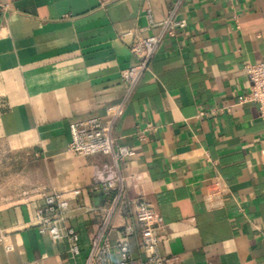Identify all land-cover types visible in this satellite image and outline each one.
I'll return each mask as SVG.
<instances>
[{"label":"crops","instance_id":"obj_1","mask_svg":"<svg viewBox=\"0 0 264 264\" xmlns=\"http://www.w3.org/2000/svg\"><path fill=\"white\" fill-rule=\"evenodd\" d=\"M148 9L156 23L173 13L185 27L164 37L128 92L121 75L136 60L126 34H161ZM261 62L264 0H0V264L86 263L104 203L89 188L95 168L112 164L68 151L73 124L91 117L134 151L124 188L154 206L164 258L264 264V122L242 102L246 66ZM51 192L69 201L78 256L36 229ZM125 225L133 264H146L134 213L114 219L111 244Z\"/></svg>","mask_w":264,"mask_h":264},{"label":"built area","instance_id":"obj_2","mask_svg":"<svg viewBox=\"0 0 264 264\" xmlns=\"http://www.w3.org/2000/svg\"><path fill=\"white\" fill-rule=\"evenodd\" d=\"M179 1V0H177ZM150 27H159L161 34L143 37L139 32L128 33L134 41L129 45L136 64L122 73L121 78L128 92H132L141 77L149 70L165 36L175 37L177 31L185 27L184 22H176L171 13L166 20L156 23L151 9L147 10ZM246 73L251 81V91L242 102L253 103L259 109L260 118L264 122V62L246 66ZM72 141L68 151L82 157L103 156L112 159L111 165L95 168L93 182L89 193L102 196L104 203L95 209L100 217L98 231L92 241L85 264H133L129 249V239L135 234L131 225L123 226V242L111 244L110 236L115 218H128L134 213L141 229L142 250L146 264H175L174 260L164 258L160 252L158 230L161 228L159 216L154 206L143 198L132 199L127 196L124 184L125 177L121 165L132 158L134 151L117 140L104 129L101 119L91 117L76 122L72 126ZM141 181V175L132 177ZM77 196L80 191H75ZM41 204L35 212V225L38 233L53 241L66 240L73 256L81 254V239L78 232L68 225L71 213L69 201L57 192L44 193ZM4 236L0 235V242ZM12 251V247H7ZM117 261H113V257ZM28 264H40L38 262Z\"/></svg>","mask_w":264,"mask_h":264}]
</instances>
